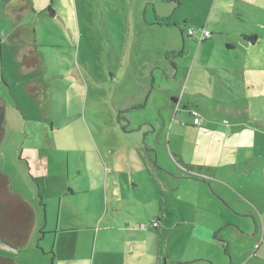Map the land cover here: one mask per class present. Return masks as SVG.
<instances>
[{"label":"rangeland","instance_id":"rangeland-1","mask_svg":"<svg viewBox=\"0 0 264 264\" xmlns=\"http://www.w3.org/2000/svg\"><path fill=\"white\" fill-rule=\"evenodd\" d=\"M25 1L34 7L21 12L17 22L22 34L7 40L13 21L0 0V91L9 101H14L15 95L21 106L28 108L29 126L40 133L41 99H34L26 89V81L32 78L35 91L47 94L45 106L54 118L53 135L59 146L47 154L46 162L38 152L42 174L38 179L43 185L39 195L36 180L17 151L18 136L25 135L24 121L22 125L15 121L17 112L8 104L0 166L9 170L15 189L41 197L53 232L48 250L54 257L48 256L49 264H57L58 254L60 258L79 255L64 246L72 237V244L81 235L90 240V232L84 227L67 230V226L79 215L92 218L83 197H78L76 205L68 204L64 191L58 192L59 179L52 175L59 162L51 158L66 160L68 149L72 159L81 161V169L86 159L85 171L95 173L101 171L98 161L103 162L102 155L114 159L131 153L136 169L140 164L133 141L137 140L143 151L159 157V174L143 179L150 198L145 204L117 210L110 203L108 224L110 218L119 222L126 217L143 219L148 226L140 228L149 229L150 240L157 228L150 224L155 216H159L165 236L173 233L176 222H182V236L190 233L192 228L186 224L193 221L231 224L220 233L232 238L226 246L237 255L236 264H264V0ZM191 29L212 34L201 42L188 35ZM254 33L258 34L256 43L242 37ZM24 39L34 42L41 55L30 73L17 59V47ZM177 88L183 96L182 105L192 103L200 125H194L193 114L182 109L171 117L164 109L159 112V107L172 102L167 91ZM142 94L143 108L119 111V103L124 108L135 98L140 100ZM26 95L31 102H26ZM163 117L170 119L166 126L161 125ZM243 139L247 144H242ZM203 141H219L220 154L200 150ZM109 145L116 151L111 152ZM149 168L153 169L151 163ZM187 168L194 177L186 174ZM125 170L128 177L134 172ZM109 179L112 181L111 176ZM128 191L135 193L131 188ZM155 193L164 198L163 207L152 199ZM255 219L261 230L259 237L252 238L257 229ZM221 250L222 257L230 260Z\"/></svg>","mask_w":264,"mask_h":264},{"label":"crops","instance_id":"crops-1","mask_svg":"<svg viewBox=\"0 0 264 264\" xmlns=\"http://www.w3.org/2000/svg\"><path fill=\"white\" fill-rule=\"evenodd\" d=\"M1 1L5 3L4 6L6 9V15L13 21L11 24L12 29L6 34L7 40L12 36L15 38V35L20 38L23 28L17 21L21 16L22 10H29L30 8L33 9L34 3L31 6L28 5L25 0ZM200 34V32H197L196 35L192 36L199 37ZM232 45L234 48L235 45ZM17 55V59L21 67L26 70L25 72L29 73L38 65L41 57L38 53V46L30 39H24L22 45L17 47ZM156 80L157 78L154 74L153 81L156 82ZM26 83V89L31 96H33L36 100H38V97L41 99V114L43 115V127L41 132H35L37 129L35 128L36 130L34 131V127L29 126L31 119L27 112L28 108L22 107L19 102L20 100H18L15 95L13 97L15 98L14 101H9L5 92L0 91V104L4 107V136L0 141V144L7 135L8 118L10 113L8 108L9 104L12 105L14 110L17 112L14 115L15 121L18 122L20 120L21 125L23 124L22 121H24L23 134L25 135L20 138L18 136V140L16 141L17 151H19V160L28 166L31 178L36 180L37 191L40 195L42 193L43 185L38 179V176L42 175L39 171V161L37 159L39 157L38 152L41 153V158H43V161L46 162L45 158H47V154L52 153L54 148H58L59 143L53 135V130L55 128L54 118L52 116L49 117V112H47L48 108L45 106L47 94L44 90L35 91L36 84L32 78H29ZM167 92L170 94L172 102L168 103V106L165 108H163V106L159 107L158 109H160V113H162V109H164L167 111L168 116L171 117L173 114L175 116L178 115L182 109L184 112L188 111L194 116V113L196 112H192L191 102H185L182 105L183 96H179L178 88L170 89ZM140 97V100L135 98L133 102L126 105L124 108L122 104L119 103L121 107L120 108L119 105H117L119 107V111L127 113L133 109L143 108V94ZM25 98L27 103L31 102L27 95ZM169 117H163L161 125L166 126L170 120ZM149 123L154 125L151 121ZM193 124L200 125L201 120L198 124H195L193 121ZM245 131L249 130L246 129ZM145 141L147 140L145 139ZM241 141L242 144H247L246 139ZM133 142L134 147L136 148L135 150L138 154V158L136 159H138L140 164V167L136 169L132 166L135 162V158L131 155V153L123 157H114V159L113 157L108 158L102 155L101 159H103V162L98 161V166L101 167V171L95 173L93 171H85L88 169L89 163L86 159L85 168L81 169V161L79 158L72 159L68 149H66V160H61L59 156L51 158L52 162L56 160L59 162L58 170L55 171V173L53 172L52 175L59 179L58 192L64 191L63 197H68V199H66L68 204L73 203L76 205L78 204V197H83V203L85 206L88 204L86 209H88V214L92 217L89 219L80 215L77 217L73 216L75 219L67 226V230L76 231L75 229L84 227L85 230L90 232V240L81 235L80 237L77 236L78 238L75 239L72 244V237V241L69 244L72 245L70 247L69 245L64 247H68L66 251L74 252V254L77 253L80 256H74V258H60L58 254L57 264H99L104 261L109 262L110 264H236L237 255H235V253L232 254L226 246V242L230 245L232 238L220 233L222 228L231 224L218 223L217 225H214L209 221H193L191 224H186L192 228L189 230L190 233L182 236L180 234L182 222H176L177 224L176 227H174L173 233L165 236L161 220L159 216H155L154 219L157 220L154 225L157 228L155 232L153 231V238L150 240L148 237L149 229L140 228L141 225L143 227L148 226L147 223H144L145 220L143 219L126 217L120 218L121 221L119 222L116 218H110L109 224L107 223V219H109V217H107V212L109 211L110 203L113 206V209L117 210H124L126 206L145 204L150 198L149 192L143 189V186L146 185L143 179L148 174L151 176L159 174V157L156 156L155 158L153 155H149V152L143 151L139 140ZM219 144V141L214 144L212 141H203L202 145L199 146V149L204 153L212 152L220 154L221 149ZM113 147L115 146L109 145L108 149L111 150V152H114L116 150ZM98 149L100 153H102L100 146ZM218 150H220V152ZM2 155L3 153L1 156ZM150 163L153 169L149 168ZM92 164H94L95 167L97 162L94 161ZM126 168H132V170H134L130 177L127 176L125 170ZM142 169H145V171ZM187 169H185L187 172L186 174L190 178L194 177V172ZM0 171L9 176L11 191L14 194L20 195L30 205L35 213V217L32 220L31 213L26 205L15 203V201H10L9 199L3 200L4 204L1 206V210H3V212L1 211V227L5 239H7L9 243H19L20 241H23L25 237L26 244L21 248L16 249L6 243L0 236V256L14 258V260L19 264H49L48 256H51L52 259L54 257V252H49L48 250L49 235L53 232H51V229L48 227V221L45 217L46 213L45 210H43L45 206L40 202L41 197L39 196V199L35 194L27 195L21 190L15 189L14 180L12 179L9 170H7L5 166H0ZM89 172L92 175L91 177L89 176ZM210 174L212 175V173ZM109 176H111L112 181H110ZM174 177L176 179H180L178 176ZM128 188L134 189L135 193H130L129 191L127 192ZM152 199L157 201V203H160L162 207L165 204L164 198L162 197L159 199L157 194ZM63 202L64 199L61 196L59 199L60 209L63 208ZM227 203L233 207L231 202ZM255 222L257 229L253 234H251L253 235L252 238H254V236L259 237L258 235L261 230L259 221L255 219ZM150 224H152V222ZM134 232L140 234V237L134 236ZM57 239L58 236H56V240ZM59 242H61V239ZM91 242L93 243L92 247H89ZM135 243H138V246H136ZM106 245L108 246L107 249L105 247ZM150 245L151 248H148V250L147 247ZM215 245L218 249L216 248L214 251ZM175 247L179 250L175 251ZM202 247H205L206 251H202ZM207 248L211 249V253L207 250ZM221 249L224 250L227 257H230V260L226 259V257L224 258V256L222 257ZM85 252L87 253L86 256L84 255Z\"/></svg>","mask_w":264,"mask_h":264},{"label":"trees","instance_id":"trees-1","mask_svg":"<svg viewBox=\"0 0 264 264\" xmlns=\"http://www.w3.org/2000/svg\"><path fill=\"white\" fill-rule=\"evenodd\" d=\"M158 22H161V21L158 19ZM210 35H211V32H210ZM242 37L247 42L256 43L258 34H255V33L254 34H243ZM207 38H205L204 40H201V42L205 41ZM226 45L229 48H233L232 43H226ZM194 118H195V113H194ZM3 136H4V107L0 104V141L2 140ZM4 199H9L10 201L13 200L15 201V203H19V204L21 203V205H26V207L29 209L31 213V216H32L31 219L32 220L34 219L35 217L34 210L20 195L14 194L11 191L9 176L6 173L0 171V236L6 243L10 244V246L18 249L26 244V238L24 237L23 241H20L19 243H9L8 240L5 239V236L3 235V231L1 227L2 226L1 219H2V212H3V210H1V206H3L2 204H4V201H3ZM156 220L157 219H155L152 222V224L156 223ZM0 264H19V263L15 261L14 258L0 256Z\"/></svg>","mask_w":264,"mask_h":264},{"label":"built area","instance_id":"built-area-1","mask_svg":"<svg viewBox=\"0 0 264 264\" xmlns=\"http://www.w3.org/2000/svg\"><path fill=\"white\" fill-rule=\"evenodd\" d=\"M188 33L190 34V35H196L197 34V32L195 31V30H189L188 31ZM208 36H210V32L208 31V30H202V32H201V34L199 35V39H200V41L201 40H204L205 38H207ZM200 122V118H199V116L197 115V113H195V118H194V123L195 124H198Z\"/></svg>","mask_w":264,"mask_h":264}]
</instances>
